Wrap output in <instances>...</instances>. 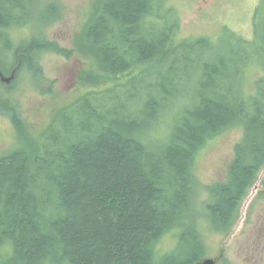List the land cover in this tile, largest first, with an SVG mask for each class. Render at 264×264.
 Masks as SVG:
<instances>
[{
    "label": "trees",
    "instance_id": "obj_1",
    "mask_svg": "<svg viewBox=\"0 0 264 264\" xmlns=\"http://www.w3.org/2000/svg\"><path fill=\"white\" fill-rule=\"evenodd\" d=\"M43 2L0 0L4 77L41 81V53L66 55L45 38L57 10ZM263 16L261 2L252 39L228 28L217 39H181L169 0H98L78 47L117 83L65 107L40 140L0 159V264L199 263L196 155L224 131L243 130L226 180L208 187L204 204L219 234L234 227L264 169ZM6 100L0 112L23 136ZM262 186L264 199V178ZM173 232L184 253L158 257Z\"/></svg>",
    "mask_w": 264,
    "mask_h": 264
},
{
    "label": "rangeland",
    "instance_id": "obj_2",
    "mask_svg": "<svg viewBox=\"0 0 264 264\" xmlns=\"http://www.w3.org/2000/svg\"><path fill=\"white\" fill-rule=\"evenodd\" d=\"M261 2L264 0H169V5L180 17L181 39H217L224 28L252 39L255 12ZM43 3L53 4L57 10L54 19L44 29L45 38L56 42L66 55L41 53V81L30 75L11 83L0 79V100L6 103L9 99L17 105L23 132L22 136L10 118L0 112V159L26 148L29 142L40 140L65 107L92 91L110 88L117 83L103 77L96 64L86 58L78 47L85 26L97 11L98 0H44ZM27 36V29L18 34L20 38ZM258 76V72L250 75L252 81L247 84L248 90H252L251 84ZM242 134L240 127L224 131L208 141L193 162V209L204 247L200 262L264 264V199L259 198L263 191L264 169L243 199L239 218L229 232H213L205 218L208 187L226 180L235 146L242 139ZM175 233L162 239L157 248L158 257L175 253L181 256L184 253L179 246L180 239L174 237Z\"/></svg>",
    "mask_w": 264,
    "mask_h": 264
},
{
    "label": "water",
    "instance_id": "obj_3",
    "mask_svg": "<svg viewBox=\"0 0 264 264\" xmlns=\"http://www.w3.org/2000/svg\"><path fill=\"white\" fill-rule=\"evenodd\" d=\"M0 77H1L3 82L11 83V81H13L15 79V74L13 73L10 77H4L3 74L0 73ZM197 264H215V262L213 260H207V261L200 262Z\"/></svg>",
    "mask_w": 264,
    "mask_h": 264
},
{
    "label": "flooded vegetation",
    "instance_id": "obj_4",
    "mask_svg": "<svg viewBox=\"0 0 264 264\" xmlns=\"http://www.w3.org/2000/svg\"><path fill=\"white\" fill-rule=\"evenodd\" d=\"M0 79H1V77H0ZM2 80V79H1Z\"/></svg>",
    "mask_w": 264,
    "mask_h": 264
}]
</instances>
